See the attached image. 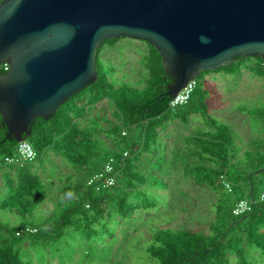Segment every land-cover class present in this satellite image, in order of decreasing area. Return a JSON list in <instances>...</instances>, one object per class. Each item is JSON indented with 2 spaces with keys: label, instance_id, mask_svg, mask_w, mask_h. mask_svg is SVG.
<instances>
[{
  "label": "trees",
  "instance_id": "trees-1",
  "mask_svg": "<svg viewBox=\"0 0 264 264\" xmlns=\"http://www.w3.org/2000/svg\"><path fill=\"white\" fill-rule=\"evenodd\" d=\"M121 39L124 38L107 39L98 47L97 77L93 83L68 98L50 118H36L31 123V133L25 141L36 152L35 160L22 167H0L7 189V199L0 207L16 210L22 215V221L16 226L0 224V264H27L22 258L23 253H27L26 260L31 259L35 264L34 253H57V244L69 230L81 232L85 239L100 236L107 243L114 236L113 228L107 227L109 222L114 220L121 227L125 219L132 218L139 210L155 208L157 201L155 197H148L149 192L157 188L159 182L162 188H168L156 173L166 163L164 155L158 154L161 142H164L159 137L160 130L170 117L186 121L190 114L203 116L211 129L192 140L194 148L187 155L195 162L186 159L181 166L183 182L203 190L210 198L209 208H205L209 212L208 223L204 224L207 232L196 231L190 227V222L183 223L179 230L155 228L150 234L146 253L155 264H256L249 251H257L258 257L264 258V185L258 191L254 189L255 184H263L264 137L253 143L255 148L246 152L244 160L237 158L225 127L217 125L208 113V91L203 78L211 71L201 72L195 78L196 87L188 102L171 111L168 107L171 98L166 92L173 79L166 74L158 51L143 40H139L147 44V52L141 59L145 71L143 87L136 88L124 81L114 84L107 74L113 72L112 67L103 64L100 53L105 44L112 46ZM250 59H255L252 70L264 85V63L259 56L238 57L231 64L213 71L225 69L232 74L242 68V61ZM104 99L113 109L115 120L104 118L106 129L94 120L90 128L80 127L76 119H83L89 107ZM251 114L261 120L264 133V109L254 110ZM6 133L0 114L1 161L14 156L19 143L13 138L5 139ZM100 134L111 140L110 146L100 139ZM48 149L60 154L76 170L83 171L84 177L75 185L62 187L63 195L71 197L63 198L65 207L59 216L38 223L27 220L30 212L46 199L33 166L42 161ZM124 151L128 152L125 158L122 157ZM144 154L150 157L146 158L148 167L143 172L140 163ZM110 157L115 159L119 170L116 184L99 192L84 190L87 179ZM221 175L231 184L230 192L222 185ZM240 199H249L253 203L250 212L237 217L232 214V208Z\"/></svg>",
  "mask_w": 264,
  "mask_h": 264
},
{
  "label": "water",
  "instance_id": "water-1",
  "mask_svg": "<svg viewBox=\"0 0 264 264\" xmlns=\"http://www.w3.org/2000/svg\"><path fill=\"white\" fill-rule=\"evenodd\" d=\"M143 40L160 54L172 100L203 71L238 57L264 63V0H2L0 114L5 139L22 142L96 80L107 39Z\"/></svg>",
  "mask_w": 264,
  "mask_h": 264
},
{
  "label": "rangeland",
  "instance_id": "rangeland-1",
  "mask_svg": "<svg viewBox=\"0 0 264 264\" xmlns=\"http://www.w3.org/2000/svg\"><path fill=\"white\" fill-rule=\"evenodd\" d=\"M146 52L145 42L124 38L112 46L105 44L100 56L105 66L112 67L113 72L107 74L114 84L117 85L124 81L133 87L142 88L145 71L141 65V59ZM253 61L255 59L242 61V68L235 73L229 74L223 69L219 72H208L207 77H205L206 74L204 75L206 80L203 78L204 87L208 91V113L217 125L225 127L235 145L237 142L244 141V134L246 135L247 132L244 130L246 125L241 124L242 117L249 119L252 111L264 109V86L256 79L254 70L249 72L244 69L246 62ZM86 114L83 119H76L80 127L89 128L88 120L94 115H97V118L94 117V122L100 123L105 129L107 124L103 121L104 118L115 120L113 109L106 99L89 107ZM229 116L233 118L232 121ZM250 120H253L254 130L255 126L262 129L261 120L258 117L252 115ZM99 137L110 146L109 138L104 134H100ZM159 137L165 141L164 129L160 130ZM164 153L166 154L165 143L161 142L158 154L165 157ZM148 157L150 155L144 154V159L140 163V170L143 172L146 166L148 167L146 161ZM33 171L38 176L40 188L45 192L46 199L30 212L31 215L27 216V220L46 223L59 216L65 207L63 198L68 200L71 197L63 195L62 187L75 185L84 177V172L76 170V167L60 154L55 153L53 149H48L44 153L41 162L34 163ZM173 172L174 170L166 163L162 164L160 171L156 173L168 184V188H162L159 182L158 187L153 188L148 194L149 198L155 197L156 207L150 210H139L132 218L125 219L121 227L117 226L114 220L109 222L107 227L108 229L113 228L114 236L111 240L108 239L107 243L103 242L100 236L85 239L81 232L69 230L68 234L57 244V253H34L30 250L35 254V264H155V261L151 260L146 253L153 229L179 230L183 223L190 222V227L196 231L207 232L204 224L208 223L206 219L209 212L206 209L209 208L211 202L208 194L183 182L180 178L177 179ZM1 173L0 169V204L7 199L5 179ZM262 178L263 184L254 186L256 191L264 185V175ZM21 218L22 215L18 211L0 207V224L16 226L22 221ZM90 245L99 248L94 249ZM249 252L256 264H264V258L258 257L257 251ZM22 255L27 264H33L31 259L26 260L28 259L27 253Z\"/></svg>",
  "mask_w": 264,
  "mask_h": 264
},
{
  "label": "crops",
  "instance_id": "crops-1",
  "mask_svg": "<svg viewBox=\"0 0 264 264\" xmlns=\"http://www.w3.org/2000/svg\"><path fill=\"white\" fill-rule=\"evenodd\" d=\"M245 64L247 65L244 69L246 71L252 72V64H255V61L250 63L246 62ZM207 75L208 74H206L205 77H207ZM205 77L204 80H206ZM256 79H258L259 82L263 85V80L261 78L257 77ZM94 117L97 118V115L91 116L89 118L88 123L90 125L92 120H94ZM239 117H241V115H239ZM229 118L231 121L233 120L232 117L229 116ZM242 118L243 119L241 124L246 125L244 127V130L247 131L246 135L244 134V141L237 142L236 145L235 143H233L232 147L233 151H235V153L237 154V158L239 160H244L246 152L252 151L255 148L253 143L255 141H259L264 137L262 129L257 128V126H255V130L253 129V120H250L252 118V115L249 116V119L244 116ZM163 129L166 150V164L169 168L174 170L173 173L175 174L177 179L180 178L181 180H183L184 171L181 166L185 164L186 159H188L190 163L195 162L194 158L187 155V152L194 148V143L192 140L194 138L197 139L199 134L208 130L210 131L211 129L206 124L204 117L200 114H190L186 121H182L178 117L172 116L167 120L161 130ZM177 167H179V169H177ZM12 175L13 177H15L14 172L12 173Z\"/></svg>",
  "mask_w": 264,
  "mask_h": 264
},
{
  "label": "built area",
  "instance_id": "built-area-1",
  "mask_svg": "<svg viewBox=\"0 0 264 264\" xmlns=\"http://www.w3.org/2000/svg\"><path fill=\"white\" fill-rule=\"evenodd\" d=\"M9 65L7 63L0 64V71L7 72ZM196 80L193 79L189 81L185 88L181 89L172 100L169 101V109L174 111L177 107L185 105L191 94L196 87ZM124 134V133H123ZM128 156V152L124 151L122 157ZM36 158V152L33 150L32 146L26 142H19L16 148V153L14 156L6 157L2 161L0 160V167L3 166H19L22 167L26 163L34 161ZM119 170L116 167V161L113 157H110L101 167V169L91 175L84 186V190L93 189L94 191H103L113 187L116 184V177ZM220 180L225 190L231 191V184L225 179L224 175L220 176ZM263 194L260 195V200H262ZM252 201L249 199H240L234 203L232 208V214L234 216H242L252 209Z\"/></svg>",
  "mask_w": 264,
  "mask_h": 264
}]
</instances>
